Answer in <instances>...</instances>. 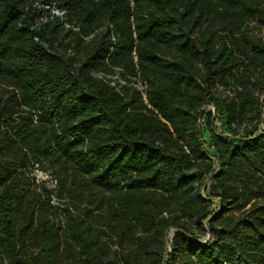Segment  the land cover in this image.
Masks as SVG:
<instances>
[{
	"label": "trees",
	"instance_id": "obj_1",
	"mask_svg": "<svg viewBox=\"0 0 264 264\" xmlns=\"http://www.w3.org/2000/svg\"><path fill=\"white\" fill-rule=\"evenodd\" d=\"M262 30L264 0H0V264H264Z\"/></svg>",
	"mask_w": 264,
	"mask_h": 264
},
{
	"label": "rangeland",
	"instance_id": "obj_2",
	"mask_svg": "<svg viewBox=\"0 0 264 264\" xmlns=\"http://www.w3.org/2000/svg\"><path fill=\"white\" fill-rule=\"evenodd\" d=\"M257 33L259 34V37H261V38L264 39V30H262V31H257ZM208 110L214 111V108H213L212 106H210V107L208 108ZM219 127L221 128L222 132H225V129L222 128L221 124H219ZM226 133H227V134H230V133H228V132H226ZM39 179L42 180V181H44V180H48L52 185L54 184L53 178L48 177V176H46V175L40 174V175H39ZM173 234H174V231H172L170 238H172V235H173Z\"/></svg>",
	"mask_w": 264,
	"mask_h": 264
},
{
	"label": "water",
	"instance_id": "obj_3",
	"mask_svg": "<svg viewBox=\"0 0 264 264\" xmlns=\"http://www.w3.org/2000/svg\"><path fill=\"white\" fill-rule=\"evenodd\" d=\"M171 233H172V231H170L169 233H168V237L170 238V236H171ZM172 237H173V235H172ZM171 239V238H170ZM171 247V246H170Z\"/></svg>",
	"mask_w": 264,
	"mask_h": 264
}]
</instances>
